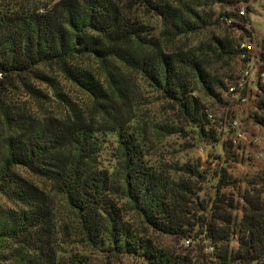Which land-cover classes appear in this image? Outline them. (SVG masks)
<instances>
[{
    "label": "trees",
    "instance_id": "1",
    "mask_svg": "<svg viewBox=\"0 0 264 264\" xmlns=\"http://www.w3.org/2000/svg\"><path fill=\"white\" fill-rule=\"evenodd\" d=\"M218 1L0 0V195L12 203H0V264H94L96 254L264 264L263 174L240 196L225 166L211 172L200 160L177 168L153 158L162 136L219 141L203 96L223 102L214 61L236 60L239 45L229 36L192 40L222 21L238 25L235 12L213 18ZM59 76L88 107L59 89ZM43 83L65 103L60 113L45 111ZM143 85L162 103L159 121L136 107ZM21 93L29 100L15 101ZM255 118L264 124V115Z\"/></svg>",
    "mask_w": 264,
    "mask_h": 264
},
{
    "label": "rangeland",
    "instance_id": "2",
    "mask_svg": "<svg viewBox=\"0 0 264 264\" xmlns=\"http://www.w3.org/2000/svg\"><path fill=\"white\" fill-rule=\"evenodd\" d=\"M48 1V0H45ZM240 8H245L247 11V24L251 25L255 31L256 41L252 44V51L255 53L264 46V0H222L215 2L212 5L213 18H223L220 13L223 11L235 12L238 14ZM238 22V17H236ZM245 26H231L230 23L222 21L221 23L215 24L210 27L206 33L198 34L193 36V42H197L203 38H208L211 35L217 36H229L231 40H234L236 45L244 40L247 36V29ZM215 73L225 80L226 88L222 92L223 102H219L216 99L203 96L206 104L213 110L218 118H224L226 115L237 116L245 131L246 140L241 143H245L246 147L241 145L242 149L238 151V158L226 161L225 155V143L220 144V139L217 145H208L206 143H196L195 139L188 135V133H179L168 136H162L159 140H156V155L153 157L157 161H161L164 164L170 166L182 167L188 161L200 160L201 168H208L211 172L220 169L221 165L227 167L228 172L231 173L234 178L239 180L238 192L240 196L244 192L247 182L254 176H259L260 170L264 168V158H260V154H264V124L258 123L255 116L264 115V81L260 82L259 86L255 91L252 92L247 102L241 103L233 98L231 94L227 92L228 86L237 80L238 75L243 70V62L237 58L234 61H230L228 64L224 62L214 61ZM59 89L62 90L66 95L73 98V100L79 102L84 106H89V100L87 96L79 90L77 86L71 82L65 80L63 77H58ZM42 90L49 96L44 98L46 101L45 111H53L56 113L61 112V107L65 103L55 95V89L49 84H39ZM137 109L145 115V117L152 122L161 120L160 118L165 114L162 107V103L158 99L157 94L148 89L146 86H142L137 89ZM15 101L24 102L29 100L23 93L15 95L13 97ZM29 103H33L30 98ZM166 106V105H165ZM167 108V107H166ZM259 135L261 140L259 143L252 145L250 144L252 136ZM231 150V149H230ZM242 152V153H241ZM106 164L109 163V153L107 150L104 151ZM17 171L21 173L25 178L38 184L40 187H47V182L43 179L34 175L30 170L26 168H18ZM259 179V177H258ZM216 182L215 179H210L207 183L208 192H212L213 185ZM229 188L228 190H230ZM241 190L242 193H239ZM240 196L237 198L240 199ZM0 203L11 206L6 197L0 195ZM238 222L241 220L243 214V201L240 199L238 208L236 210ZM167 243L176 244L175 241L165 239ZM233 245L237 246V241H233ZM80 250L77 249L76 252ZM91 261L94 264H146L141 258L133 256H123L120 259L112 257L106 259L104 254L92 255Z\"/></svg>",
    "mask_w": 264,
    "mask_h": 264
},
{
    "label": "built area",
    "instance_id": "3",
    "mask_svg": "<svg viewBox=\"0 0 264 264\" xmlns=\"http://www.w3.org/2000/svg\"><path fill=\"white\" fill-rule=\"evenodd\" d=\"M247 21V11L245 8H240L238 10V26L246 25L248 33V36L238 46L240 51L238 58L243 62L244 67L238 75L237 80L232 82L227 90L235 100L241 103L247 102L252 92L260 86V82L264 81V57L262 56L264 48L255 53L252 51V44L256 41L255 31L251 25L247 24ZM209 118L218 121L220 144L223 145L225 143V146L238 156L239 149H242L241 145L246 147L245 143H241L243 140H246V135L240 119L237 116L231 115L218 118L213 110H210ZM260 138L259 135H253L250 144L255 145L259 143ZM260 158H264V154L261 153ZM260 173L264 175V168L260 170ZM186 243L188 244L189 241ZM207 243V251L212 252V242L208 241Z\"/></svg>",
    "mask_w": 264,
    "mask_h": 264
}]
</instances>
